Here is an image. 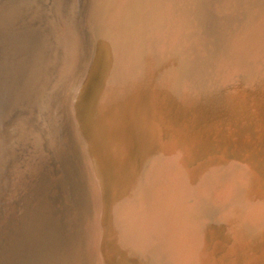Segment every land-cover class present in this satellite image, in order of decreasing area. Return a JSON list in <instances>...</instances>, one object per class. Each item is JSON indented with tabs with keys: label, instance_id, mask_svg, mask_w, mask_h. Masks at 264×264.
Masks as SVG:
<instances>
[{
	"label": "rangeland",
	"instance_id": "obj_1",
	"mask_svg": "<svg viewBox=\"0 0 264 264\" xmlns=\"http://www.w3.org/2000/svg\"><path fill=\"white\" fill-rule=\"evenodd\" d=\"M0 1L51 144L13 130L0 264H264V0Z\"/></svg>",
	"mask_w": 264,
	"mask_h": 264
},
{
	"label": "bare ground",
	"instance_id": "obj_2",
	"mask_svg": "<svg viewBox=\"0 0 264 264\" xmlns=\"http://www.w3.org/2000/svg\"><path fill=\"white\" fill-rule=\"evenodd\" d=\"M3 4H4V1H0V9L3 6ZM34 6L37 9L39 7L41 8L42 15H44L46 9L48 8V7L46 8L45 0H34V1L31 0L28 2L27 6L20 12V17H21L19 19L20 22H24L25 18H29L30 16L33 15L31 13L34 11ZM30 19H31V17H30ZM11 24H9V26L7 28H4L2 23H0V221H3L6 217V214L8 212V211L6 212V210H7L6 205H7V203H10L9 199L11 198V195L13 196L15 181L17 178V173L19 172L18 169L25 160L24 156L22 154H19L18 151L16 150L15 133L13 132L14 128L15 127H25L28 129L35 130V133L38 132V135L43 139V146H42L41 150L46 153L47 151H50V149H51L50 140L48 139L47 134L45 132L46 131L45 127L39 121L37 115L32 113V111L30 110L31 107L30 108L27 107V105H30V101H31V100L28 101L29 95L31 93H33L32 92V88H33L32 86L33 85H32L31 78H30V75H31L30 74V64H31L32 58L34 56L36 58L42 59V58H45L46 55L40 50V48L38 47V43L34 42V40L31 36L24 35V33L19 34V35L16 34V32L14 31L15 30L14 26H11ZM18 24H20V23H18ZM39 46H41V45H39ZM70 64H71V62H70ZM95 65H97V64H95ZM37 71H38V69H36V68L32 70L33 76L38 74ZM44 72H45V68H44ZM43 82H45V81H43ZM46 86H47V84H46ZM107 120H105V121H107ZM107 126H108V124H107ZM35 135H37V134H35ZM38 135H37V137L39 138ZM40 142L42 145L41 139H40ZM105 144L103 146H106ZM116 145H117V143H116ZM115 147H117V146H115ZM113 148H114V146H113ZM111 150H112V147H111ZM112 152L114 153V151H112ZM49 154L50 153H48V156H49ZM104 154H105V152L103 153V155ZM109 155H111V154L109 153ZM109 158L112 159L111 157H109ZM50 159H51V163L54 164V168H53V166H51V168H53V170L54 169L56 170V168H58V164H56V160L53 157V155H51V154H50ZM104 159H106V158H104ZM109 165H110V163H109ZM112 166H113V163H112ZM61 207L63 208L62 205H61ZM74 210H75V207H74ZM61 213H62L61 215H62V222H63V223H61V231H62V233H64L65 231L68 232L72 229V225H71L72 223L71 224L69 223V220L71 219V215H72L71 209L64 207ZM103 238H104V236H103ZM103 242L104 241L102 239V243ZM47 246H49V245L47 244ZM101 249H102V247H101ZM30 252H32V251H30ZM31 254L33 256V253H31ZM107 255H109V253H107L105 256H107ZM34 258H36V257H34ZM34 258H32V259H34ZM108 258H110V257H108ZM34 262L36 263V261H34Z\"/></svg>",
	"mask_w": 264,
	"mask_h": 264
},
{
	"label": "water",
	"instance_id": "obj_3",
	"mask_svg": "<svg viewBox=\"0 0 264 264\" xmlns=\"http://www.w3.org/2000/svg\"><path fill=\"white\" fill-rule=\"evenodd\" d=\"M131 62V61H130Z\"/></svg>",
	"mask_w": 264,
	"mask_h": 264
}]
</instances>
